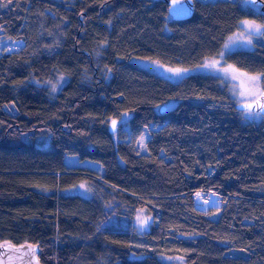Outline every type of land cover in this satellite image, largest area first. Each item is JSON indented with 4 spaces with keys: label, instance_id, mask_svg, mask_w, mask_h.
I'll use <instances>...</instances> for the list:
<instances>
[{
    "label": "trees",
    "instance_id": "obj_1",
    "mask_svg": "<svg viewBox=\"0 0 264 264\" xmlns=\"http://www.w3.org/2000/svg\"><path fill=\"white\" fill-rule=\"evenodd\" d=\"M261 1L193 0L174 20L166 0H0V244L37 246L41 264H264V117L245 121L212 74L172 82L135 61L194 67L264 22ZM224 58L262 73L264 42Z\"/></svg>",
    "mask_w": 264,
    "mask_h": 264
},
{
    "label": "rangeland",
    "instance_id": "obj_2",
    "mask_svg": "<svg viewBox=\"0 0 264 264\" xmlns=\"http://www.w3.org/2000/svg\"><path fill=\"white\" fill-rule=\"evenodd\" d=\"M243 1L244 2H242V4L246 6L248 0H243ZM3 6H4V4H2L0 2V8H2ZM244 20H250V19H244ZM250 21H254V20H250ZM255 22H256V24H264V22H257V21H255ZM241 33H243V35H241ZM249 39L251 40V43L248 42ZM258 39H259V41L264 42V28H262L259 33H256L254 31L247 30L244 27V25H242L240 22L239 28L234 33H232L231 35H229L226 38L225 42L223 43V45L219 51V53H221V52L224 53L223 57H221L218 53V55H216L214 57L205 58L200 64H198L194 67H190V68L167 66V65L158 63L156 61H149V60H144V59H135V61L137 62V64L139 66L146 68V69H148V70H150V71H152V72H154L160 76H163L172 82L178 81L181 77H184V76L191 74V73L212 74V75L218 77L221 81V84L226 87L232 102L234 104H240V103L246 102L245 99L239 95V92L241 90L239 87L240 82L237 80H233L231 78L230 73H225L223 71H220V69L226 68L228 65H232V64L226 62L225 58H224L228 52L235 50V49H251L254 46V42H256ZM8 41H9V39H7L6 37L0 36V54L5 49V47H9L10 44ZM225 45H228V47L226 48ZM209 60H219L220 63L215 68L200 67L201 65L205 64ZM154 62H156V63H154ZM160 65H163V67H160ZM167 68H186L189 71L181 73L180 75H174L173 73L167 72L166 71ZM234 68H236V67H234ZM239 71L245 72L242 70H239ZM248 74L255 75L252 73H248ZM62 80H63L62 78H57V80L54 79L53 81L48 82V84H46V85L50 90H56L57 85L61 84ZM261 86L264 87V79H262ZM6 107L9 110H12V111L15 110V107L13 104H10ZM239 112L245 121H256L257 122L263 118V116L261 114L252 115V114H249L248 112H246L245 110H240ZM126 118H127V115H123L121 120H126ZM34 141L36 142V144L38 146L46 147V146H48V135L42 134V133L38 134L34 137ZM91 162H89L88 160H82V162H81L75 156H66L65 157V163L67 164L68 167L84 166V167H88L90 169H94L95 171H99V172L102 171L101 166L98 163H95V162L91 163ZM81 184L84 185L83 188L80 187ZM67 191H69L68 193H84V194H87L90 192V188L88 187V185L86 184L85 181H82L81 183L73 186L71 189H68ZM197 193H199V196L197 195ZM194 201H195V205L198 208H202V209H206L208 206H220V204H221V198L217 194L209 193L207 195V197H204L203 193L199 192V191L194 193ZM148 213H147V210L145 208L137 209L135 211L132 223L134 224L135 228L140 232L146 231L149 228V225L151 222H150V216H149L150 213L149 214ZM217 214H218V212H215L213 214V216H217ZM142 220L144 221V223H141ZM2 244H5V243H2ZM173 260H175V259H173ZM176 264H182V261H179Z\"/></svg>",
    "mask_w": 264,
    "mask_h": 264
},
{
    "label": "snow or ice",
    "instance_id": "obj_3",
    "mask_svg": "<svg viewBox=\"0 0 264 264\" xmlns=\"http://www.w3.org/2000/svg\"><path fill=\"white\" fill-rule=\"evenodd\" d=\"M251 3L255 4L256 0H250ZM241 24L249 31H254L259 33L262 28H264V24H256L255 21L250 20H242ZM243 35V33H241ZM251 43V40L248 41ZM227 48L228 45H225ZM221 57H223L224 53H219ZM156 63V62H154ZM220 63L219 60H209L205 64L200 67L203 68H215ZM163 67V65H160ZM167 72L173 73L174 75H180L181 73L189 71L186 68H167ZM225 73H230L231 78L233 80H237L240 82V92L239 95L245 99V103L241 105V107L252 115H259L260 113H264V87L261 86L262 79H264V72L257 73L255 75H250L246 72H240L238 69L234 68L232 65H228L226 68L220 69ZM250 101V102H249ZM259 109V112H253V109ZM117 124L116 120L112 121V127L115 128ZM81 188L84 187L83 184L80 185ZM199 196V193H197ZM141 223H144L142 220Z\"/></svg>",
    "mask_w": 264,
    "mask_h": 264
},
{
    "label": "water",
    "instance_id": "obj_4",
    "mask_svg": "<svg viewBox=\"0 0 264 264\" xmlns=\"http://www.w3.org/2000/svg\"><path fill=\"white\" fill-rule=\"evenodd\" d=\"M167 12L174 20H183L189 18L193 11V0H166ZM250 2V0H249ZM251 3V2H250ZM261 0H256L254 5H261ZM261 12L264 14L263 7ZM240 104H236V108L244 110ZM164 108L161 107L160 111ZM254 112H259V109H253ZM264 117V113H260ZM112 121L109 123V130L115 131L112 127ZM38 248L30 244L14 245L10 243L0 244V264H41L37 256Z\"/></svg>",
    "mask_w": 264,
    "mask_h": 264
}]
</instances>
